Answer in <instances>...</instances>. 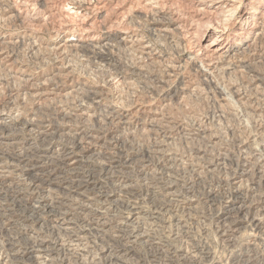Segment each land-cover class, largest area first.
<instances>
[{
  "label": "rangeland",
  "instance_id": "1",
  "mask_svg": "<svg viewBox=\"0 0 264 264\" xmlns=\"http://www.w3.org/2000/svg\"><path fill=\"white\" fill-rule=\"evenodd\" d=\"M198 1L0 0V117L6 122L11 121L15 124L10 130L0 129V136H7L9 139L6 141L0 139L2 140L0 159L9 165L12 164L10 166L13 169L15 168L10 177H0V202L2 201L1 203L7 207L10 206L13 192L8 190L19 188L18 191L22 189L20 193L28 205L43 195L42 188L47 187V184L51 189L56 188L53 189L54 196L57 190L59 196H67L65 198L67 202H63L60 214L44 211L45 213L41 215L45 219L55 218L57 221L69 219L72 232H79L80 228L84 229L82 232L87 233L88 240L82 258L76 257L73 253L75 247H68V245L69 256L61 255L56 244L61 241L67 244L70 237L51 232L45 224L39 229L38 224L31 225L30 231L27 232L32 234L37 231L44 239L53 242L49 250L55 252L53 254L58 257L57 261L60 264H109L106 251L108 249L117 251L120 249L119 245H127L133 252L125 257L124 262L113 261V264H149L151 262L148 256L150 247L128 238L126 233L133 231L131 234L134 235V231L140 225L155 229L157 228L155 224L159 227L169 226L168 229L173 230L176 226L174 220L168 221L169 214L173 216V219H179L181 224L187 223V232L177 243L182 251L194 254L196 262L251 264L241 261L246 255H251L255 263H264V224H260L259 233L249 229L239 231L235 225L238 222L237 215L231 214V217L226 220L221 218L226 206L234 201V189L228 180L239 177L244 169L251 170L249 174L252 173V180L245 177L242 190L249 191V197L252 196L251 192L264 193L262 184L264 182L256 184L257 172L264 173V154H262L264 151L261 154H256L257 151L253 152L245 160L242 148L239 146L242 139L246 140L247 132H251L250 135L253 138V128L264 123V89L261 93L255 94L250 88H245L242 80L245 75H249L246 74L249 70H244L245 72L232 73L234 78L232 75H217L210 87L193 91V93L183 90L179 94L181 96L173 100L175 102L171 100L166 104L165 102L168 101L165 100L173 94L175 89L183 86V81L199 85L197 82L201 79L200 73L196 72L191 64L186 63L181 67L183 69L180 68V72H177L179 73L177 76L161 85L160 79L164 77L162 62L151 59L145 61L138 57L134 48L115 42L126 35L135 34L148 41L160 59H165L168 63L176 61L174 64H179L186 57L196 58L197 66L202 65L200 60L207 63L213 60L221 46L217 44L218 36L214 30L227 29L226 34L232 36L242 18L247 15L244 12L247 0L239 2L207 0L203 4L197 3ZM253 3L255 4V0ZM237 6L239 9L231 16L229 13ZM256 6L260 13L264 11V4ZM228 9L231 11H226ZM152 19H160L166 22L170 29H174L167 36H159L151 30ZM64 39L76 40L74 42L81 44L111 40V46L105 50L108 59L98 62V58L92 52H88L87 56V53L79 48L57 54L56 50L54 52L53 45ZM253 48L255 52L250 62V69L255 67L264 75V69H262L264 63L257 61L259 60L257 56L264 58V35L261 40L254 43ZM138 65L143 66L142 72L126 70V67L132 68ZM62 69L70 70L74 81L78 78L79 82L86 81L88 84L99 86L106 93L102 92L103 97L100 103L89 104L87 101H81L83 91L80 92V90L77 94L50 99L28 95L32 92L26 88L31 82L45 81L44 83L47 84L46 80L51 79L59 88H65L71 81L65 80L62 75L54 77L57 70ZM101 81H104V84ZM233 83H238L233 86L234 89L245 93L244 96L250 98L251 103L241 106L240 103H233L235 98L231 99L226 95L227 100L222 103L230 106L233 112L228 113V107H226L221 115L222 119L218 120L219 106H221L218 88L223 87L228 90ZM74 84L81 86L80 83L74 82ZM80 102H84L82 108L84 111L88 109L86 112L91 116L66 118L64 114L69 113ZM253 103H258L255 104L258 105L257 116H253ZM133 109L136 110L133 111ZM150 109L158 112L157 119L153 122L152 119L155 118L148 114ZM129 111L133 115L127 121L116 118V115L126 114ZM27 120L34 122L32 128L26 127ZM245 121L249 124L247 125ZM42 129L52 132L44 136L40 134ZM195 130L198 134L193 133ZM91 132L98 134L101 141L90 146L85 143L84 135ZM257 140L260 144L264 142V138L260 136ZM84 145L86 150H81L84 149L81 147ZM67 152L75 153L83 160L79 173L69 172L62 166L61 159ZM173 156L177 159L174 163L168 160ZM256 162H259L258 166ZM26 163L35 166L32 173L22 171ZM168 166L171 167V171L173 170L171 179L163 169ZM40 180L43 181L40 182ZM170 183L172 190L175 188L179 196L175 202L169 201L164 196ZM64 185L87 186L100 203L101 213L95 212L96 205L91 204L88 207L90 211L77 210L79 213L77 217V214L68 210L66 206L69 199L70 202L82 203L81 199L61 194L65 192L61 188ZM122 185H127L129 189L126 186V189L121 191ZM258 197L253 198L254 201L256 200L253 202L254 210L252 209L253 212L246 218L248 220L253 213L257 212L255 218L264 223L262 207L264 204H261L264 195L259 201ZM187 199L191 200L190 204H186ZM129 202H138L142 205L145 214L155 206L160 207L158 222L154 223L146 218L144 224L136 221L134 223L133 218L127 215ZM26 208L21 204L13 206L14 211L28 215L29 211ZM96 209L99 210V208ZM34 219L35 216L32 217L33 221ZM159 223L162 224L159 225ZM96 224L103 225L105 233L101 235L92 230L91 226ZM10 225L5 219H0V230H2L0 234L4 239L8 237ZM120 225L124 226L125 232H122L123 228L119 230ZM111 230L118 234L114 239L109 237L113 234ZM224 233L228 236H223ZM19 241L22 246H27L23 243V237ZM176 255L177 253L175 257ZM182 263L183 261L178 260L173 264Z\"/></svg>",
  "mask_w": 264,
  "mask_h": 264
},
{
  "label": "bare ground",
  "instance_id": "2",
  "mask_svg": "<svg viewBox=\"0 0 264 264\" xmlns=\"http://www.w3.org/2000/svg\"><path fill=\"white\" fill-rule=\"evenodd\" d=\"M206 1L207 0H199L197 3H200V4L202 3L203 4V3H206ZM230 1L239 2L240 0H230ZM263 4H264V0H255V4L253 3V0H247V3H246L247 7L245 6L246 7L245 8L246 11L244 10V12H246L247 15L242 18L240 24L234 30L232 36H230L229 34H226L227 31H225V30H227V29H225L223 31V30H220L219 28H216L214 30V32L217 33L216 36H218L217 44L221 45L220 48H219V51L216 53V56L213 58V60H210L207 63H204L203 60H200V62H202V65H200V66H197V64L195 65V62L197 63L198 60L196 58H192V57L184 58L182 60V63L180 62L179 64H174V62H176V61H172V63L171 62L168 63L167 61H165V59L164 60L160 59V57L157 55V53L151 47L152 45H150L148 41L142 39V37H138L135 34L126 35L125 37H122L119 40H116V41L114 40V41L116 43L124 44L125 46L128 45V46L134 48L136 50V54L138 55V57L143 59V60H145V61L147 59L148 60L151 59L152 61L153 60L154 61L157 60V62H162L163 67H164V77H162V79H160V84L161 85L166 84L168 81H170V78H173V77L177 76L179 74L177 72H180L179 71L180 68L183 67V65H185L186 63L187 64H191L192 68H194V70L196 72L200 73L201 79L197 82V83H199V85H197V84L196 85H192V83L183 81L182 82L183 86L182 87L179 86L180 88L175 89L173 94H171V96L167 100H165V101H168V102H165L166 104L170 103L171 100H172V102H175L173 100H177L181 96L179 94L181 92H183V90H188L190 93H193V91L195 92L197 90H201L202 88L210 87V85H212L214 83L213 79L217 75L229 76V75H232V73L236 74V72L238 73V71H244V70H249V71H246V74L248 73L249 75H245L244 80L241 79L242 82H243V85H245V88H250L251 91H253L255 94H257V93H261V90L264 89V75L261 74V71L260 72H259V70L257 71L256 70L257 68H255V67H253V69H250L251 68V66H250L251 63L250 62L253 59V55H254V52H255L253 50L254 49L253 48L254 47V43H257L259 40H261L263 38V35H264V11L262 13H260V11H258V7L256 6V5L262 6ZM212 7L216 8L217 6H212ZM220 7H221V5H220ZM238 9H239V6H237L236 8H233L232 11L229 10V9L226 10V11H231L229 14L231 16H233L234 13ZM172 29H174V28H172ZM172 29L169 28V25L166 22H164V21H162L160 19H152V21H151V30L155 34H158L159 36H163V37L167 36L168 34H170V32H172ZM74 41H76V40L64 39L62 42H59L58 44L53 45L54 46L53 47L54 52L56 50L57 54H62V53L67 52L68 50L78 49L79 48V49H82L84 52H86L87 56H88V52H92L96 56V58H98V62H99V60L100 61H104V60L108 59V56H107L105 50H107L111 46V43H110L111 40H108V39L107 40L105 39V41L104 40H101V41L98 40L100 42H96V43H90L89 42V43H85V44H81L79 42L77 43V42H74ZM53 49H52V51H53ZM159 55H160V53H159ZM4 57H5V55H4ZM257 58L259 59L257 61H259L261 63H264V58L261 59L262 58L261 56H257ZM259 62H257L258 65H259ZM153 63H155V62H153ZM67 64L68 63H66V65ZM261 67H263V66L261 65ZM126 68H127L126 70L129 69V70H131V72H142L144 70L143 66L141 67L139 65L137 67L134 66L132 68H129V67H126ZM181 69H183V68H181ZM262 69H264V68H262ZM240 74H242V73H240ZM60 75H62V77L65 80H70L71 81L69 84L66 85L65 88H63V87L59 88V86L57 84H55L53 82V80H51V79L46 80L47 84H45L46 83L45 81H44L45 83L44 82H38V83L31 82V83L28 84V88H26V90H30L32 92V93H28V95L29 96H31V95L32 96H36L38 98H42L41 96H43L46 99H48V98L50 99V98L57 97V96L62 97V96H66V95H69V94H77L78 91L80 90V92L83 91V93L81 94V101H87L89 104H98V103H100V101H101V99L103 97L104 91L101 88H99V86L88 84V82H86V81L79 82L78 78L74 81L73 73L70 70H65V69L57 70V72L55 73L54 77H60ZM232 77H233V75H232ZM74 82L76 84L80 83L81 86L75 85ZM129 83L131 84V81ZM52 84H54V85H52ZM43 85H46V87H43ZM231 85H232V86H230L231 89H229V87H228V90L225 89V88L223 89V87H222V89L218 88V96H219V100H220L219 104L221 105V106H219L220 115L217 116L218 120L222 119L221 115H222V113L225 112L226 107H228V111H227L228 113L233 112V111H231V107L230 106L222 103V101L225 102V100H227L228 96L231 99L235 98V101L233 100L234 101L233 103H240L241 106H242V104H245V103L246 104L247 103H251L250 98H247L246 96H244L245 93L243 94L238 89H234L233 86L238 85V83H235V84L233 83ZM110 87H111V85H110ZM244 90H247V89H244ZM104 94H106V93H104ZM226 95H227V97H226ZM104 97L106 98L107 96H104ZM134 102L138 103L139 101H134ZM80 103H79L80 105L78 104L75 108H72L71 111L70 112L68 111L69 113L64 114V116L66 118H71L72 116H78V117H83V118L84 117H90L91 116L90 113L86 112L88 109L86 111H84V109L82 108V105L84 104V102L83 103L80 102ZM240 104H238V105H240ZM255 104H258V103H255ZM255 104L253 103V116L256 115V112L258 110V107H257L258 105H255ZM229 105H231V104H229ZM263 106H264V103H263ZM251 108H252V106H251ZM137 109H138V105H137ZM239 109H241V108H239ZM134 110H136V109H133V111ZM235 111H237V110H235ZM148 114L152 118H155V119H152V122L157 119V116H158V112L157 111H155V110L153 111V109L152 110L150 109L148 111ZM249 114H251V113H249ZM132 115H133V113L131 114V112L129 111L126 114H121V115H118V116L116 115V118L118 120H120V121H127V119L129 117H131ZM224 115H226V114H224ZM242 115H243V112H242ZM151 117H150V119H151ZM235 117H239V116H235ZM248 124L249 123H247V125ZM255 124H257V123H255ZM12 125H15V124H13L11 121L6 122V121H4V119H2V117H0V129H2V130H10ZM25 125H26V127L32 128L34 126V122L32 120H27L25 122ZM46 127H47V125H46ZM13 130H14V128H13ZM242 130H244V129H242ZM245 131H243V132H245ZM247 131H249V130H247ZM51 132L52 131L48 130V129L40 130V134H43L44 136H48ZM193 133L198 134L196 130ZM250 134H252V133L251 132L250 133L247 132L246 135H248V136L246 137V140L242 139V141H240V143H239V146L242 148V152L244 153V158H246L245 160H247L248 156H250V154H253V152L257 151L256 154H258V153L261 154V152L264 151V142L260 144V141L257 140L259 138V136H260V138L261 137L264 138V123H261V124L258 125V127H254L253 128V138H252V136ZM84 136H85V140H86L85 143L89 144L90 146L92 144L99 143L101 141V137L98 134H96V133L94 134V133L91 132V133L86 134ZM7 138H8L7 136H0V139H2L3 141L9 140ZM79 145H80V143H79ZM81 147L84 148L86 146L84 145V146H81ZM88 149H90V148H88ZM81 150H86V149L84 148V149H81ZM81 150H79V152ZM44 152H46V151H44ZM79 152H78V154H79ZM262 154H264V153H262ZM80 158L75 153L67 152L66 154H64L63 158L61 159V164H62L63 167H66L67 169L66 168L65 169L69 170V172L72 171V172H78L79 173L80 169H81L80 166H83V160H81ZM263 159H264V157H263ZM168 160H170V162L174 163L177 159H176V157L173 156V157H170ZM20 163H21V161H20ZM258 163L256 162L257 166L259 165ZM17 164H19V163H17ZM263 164H264V162H263ZM10 165H12V164H10ZM10 165L0 159V177L1 178H8V177H10V174L13 173V170L15 168L13 169ZM145 165H146V163H145ZM148 167H147V169H148ZM170 168L171 167H169V166L166 167V168H163L165 170V173L167 174L169 179H171L173 177V175H172V171L173 170L171 171ZM34 169H35V166L26 163L23 166L22 171L24 173H32ZM250 171H247V169H244L242 171V174H240L239 177H232V178H230L228 180V182L230 183V185H232V187L234 189L233 190V192H234V201L226 206V209L224 210L223 214L221 215V218L223 220H226L229 217H231V214H235V215H237V218H238V220H237L238 222L235 224L236 225V229H238L239 231H244V230L246 231V229H249V230H252V231L255 230L257 233H259V228L261 227L260 224H264V223L262 221L257 220V218H255V216H257L256 215L257 212L253 213V215L248 220L246 218L247 215H249L251 212H253V211H251L253 209V202L256 201V200L254 201L253 198L256 197V196H259L258 197V201H259V199L264 195V193H262V192L259 193L260 191L258 190L259 191L258 193H255V192L252 193L251 192L252 196L249 197L248 196L249 191L245 192L244 190H242V185H243L244 178L246 177V178H249L250 180H252V178H251L252 173L249 174ZM259 172H261V171L257 172L258 176L256 177L257 178L256 184H258L260 182H264V173L263 172L259 173ZM64 174H65V172H64ZM18 175H20V174H18ZM34 178H36V177H34ZM254 178L255 177H253V179ZM256 178H255V180H256ZM68 180H69V178H68ZM42 181L40 180V182H42ZM125 181H126V179H125ZM17 183L18 182H16V184ZM126 183H128V182L126 181ZM254 183L255 182H253V184ZM172 184L169 186V189L164 192V196L169 201L175 202L176 200H178L179 196H178V193H176L175 188H173L174 190H172V187H171ZM262 184L264 186V183H262ZM36 185H35V187H36ZM67 185L66 186L64 185L63 187H61L62 190H65V192L63 191L61 194L70 195L72 197H75L78 200L81 199V202H82V203H78L76 201H74V202L71 201L70 202V199H69V201L67 203L68 204L67 206L64 203V205L68 208V210L73 211V213L75 212L77 214V217H79V213L77 212V210H80V211H83V212L84 211L85 212L86 211H90L91 209H89L88 207H89V205L92 204V205H96V208H99V210L95 208L94 211L97 212V213H101L100 209H102V207L100 206V203H98L97 199L95 198L96 196L93 195V192L91 193L89 191V188L87 189V186L76 185V186L73 187V186H67ZM126 186L127 185H122L121 186V191L126 189ZM72 188H73V190H72ZM92 188H94V187H92ZM8 189H6V191ZM15 189L14 190H8V192H13V194L11 195V197H12L11 199L12 200H11V205H10L12 207H10L9 205L7 207L3 203H1L2 201L0 202V219L3 218V219H5L8 222V224H11L10 225L9 234H8V237L6 239L1 237V234H0V240H1L0 241V264H60L59 261H57L58 257H55V255L53 254L55 252L53 250H49V247L51 246V244L53 242H49L48 240L44 239V237L39 235L37 231L33 232L32 234L27 233L28 230L30 231V229L32 227L31 225H33V226L35 225L36 226L37 224L39 225L38 229L43 224H45L47 229L51 230V232L53 231L54 233H58L60 235H66L67 237L68 236L70 237V239L68 241L69 243H67V244L65 243L64 244L61 241L60 243L56 244V245H58V249L57 250H59L62 253L61 255H63L64 257L67 256V255L69 256L70 249L68 247H73V248L75 247V251L73 252L74 255L76 257L80 256L82 258V255L84 254L85 248L87 246V240H88L87 239V236H88L87 233L82 232L84 229L80 228L79 232L78 231L77 232H72L70 230V223L71 222H70L69 219L67 221H64V220L57 221V220H55V218L45 219L41 215V213H43L44 211H47V212H50V213H57V214L59 213L60 214L62 209H63V202H67V200L65 199L67 196H59L58 193H57L58 190L55 192V196H54L53 192H54V190L56 188L55 189L53 188L54 189L53 190V189H51L49 187V184H47V187L42 188V190H43L42 194L43 195H41L40 198L34 200L33 203H30V204L27 205V201L23 200L24 197H22V195L20 193L22 191V189H21V191L20 190L18 191L19 188L17 190H15ZM128 189H129V187H128ZM38 190H40V189H38ZM105 192H107V191H105ZM0 193H1V191H0ZM116 196H118V195H116ZM156 196H158V195H156ZM115 199H117V198H115ZM113 201L115 202V200H113ZM190 201L191 200L187 199L186 204H190ZM117 202H118V200H117ZM17 204L24 205L25 208L27 206L26 209H27V211H29V214L28 215H26V214L24 215V213H22V212L18 213L17 211H14L13 206H15ZM261 204H264V199L262 200ZM127 206H128L127 215L133 218L132 219L133 222L136 221V222H139L140 224H144L146 218L147 219H151V221L154 222V223L158 220V216H159V213H160L159 212L160 211V209H159L160 207L158 208L157 206H155L147 214H145V211L143 210L142 205H140L138 202H132V203H130ZM262 207L264 208V205H262ZM41 208H43L44 210L41 209ZM123 211H125V210H123ZM257 211H258V209H257ZM70 214L72 215V213H70ZM121 215H123V214H121ZM33 216H35L34 221L32 220ZM54 216H56V214ZM116 216H117V214H116ZM128 216H126L127 220H128ZM159 219H160V217H159ZM173 220L175 222L174 225L176 226V228H174L173 230H169L168 229L169 226L166 227L165 225L162 226V227L161 226L159 227L158 225L155 224V226L157 228H155V229L151 228L152 230L146 228L145 226L140 225V227L138 226V229L136 231H134L135 232L134 235L131 234L133 231H128L126 234H127L128 238H132V240H137L140 243H143V244H145V245L150 247V249H149L150 251H149V255L148 256H149L151 262H149V264H173L175 261L177 262L178 260L179 261H183L182 264H203L205 261L203 263L202 262L201 263L196 262L194 254L191 255L190 252L182 251L181 250L182 248L179 249V244L177 243V241L180 238H183L184 234L187 232V225H186L187 223L186 224L185 223L181 224V221L179 219H176V218L173 219V216L171 214H169L168 221H173ZM160 221H161V219H160ZM171 223H173V222H171ZM148 224L149 223H146V225H148ZM160 224H162V223H159V225ZM170 224H168V225H170ZM94 226L93 227L91 226V229L95 230L96 233H99L101 235L103 233H105V230H104L105 227L103 225L96 224V226L95 227ZM117 226H115V227H117ZM120 226L121 227L119 228V230H122V228L124 226L123 225H120ZM149 226H150V224H149ZM125 228H126V225H125ZM34 230H37V228L36 229L34 228ZM1 231L2 230H0V233H1ZM107 232H108V230H107ZM111 232H112V230H111ZM122 232H125L124 228H123ZM112 233L113 234H111L109 236L110 238L114 239V238H116L118 236V234H115V231H113ZM222 235L225 236V237L228 236V234H226V233H224ZM252 235H253V233H252ZM73 236H74V238H73ZM21 237H23V239H24L23 243L27 244V246H24V245L22 246L20 244L21 242L19 240H20ZM67 245H68V247H67ZM118 247L120 249L119 250L116 249L117 251H114V250H111V249H108L106 251V256L109 258V261H110L109 264H113L112 263L113 261H121V262L123 261L124 262L125 257L128 254L131 255V253L133 252V250L130 249L127 245H119ZM175 253H177L176 257H175ZM250 256L246 255V257H244L241 261L243 263L257 264V263L254 262L253 258H251L253 256H251V257Z\"/></svg>",
  "mask_w": 264,
  "mask_h": 264
}]
</instances>
